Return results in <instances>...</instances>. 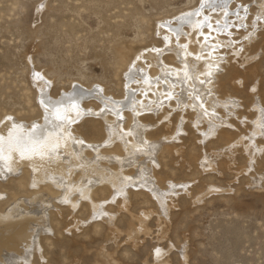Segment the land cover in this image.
<instances>
[{
  "label": "rangeland",
  "instance_id": "1",
  "mask_svg": "<svg viewBox=\"0 0 264 264\" xmlns=\"http://www.w3.org/2000/svg\"><path fill=\"white\" fill-rule=\"evenodd\" d=\"M201 1L0 0V123L8 118L15 124L21 122L19 124L27 128L42 123L44 108L42 110V103L41 106L39 104V94L43 82L50 97L55 99L61 98L64 92L82 89L81 107L87 114L74 122L72 130L88 144L84 148L85 156L88 159L95 156L92 150L95 148L98 163H101L97 164L100 171L113 174L122 171L127 178L134 177L135 167L127 160L122 162L127 156L122 140L108 136L105 124L116 121L119 112L123 115L124 127L129 130L134 123L135 109L126 107L113 111L101 103L96 91L106 100L121 102L127 98L126 77L130 67L137 71L135 79L140 81L142 78L139 76L149 78L147 71L152 75L156 72L154 65H163L170 70L182 69L166 46L168 36L165 31L169 25H175L180 14L195 6L198 8ZM243 1L252 2L232 0L227 2L226 10L235 11ZM233 5L235 7L230 10ZM252 6L256 12L257 7ZM204 10L208 14L214 13L211 6ZM230 19L235 20L232 14ZM233 24L226 25L230 31H235ZM260 25L257 30L261 34L255 42L258 41L264 50V24L260 22ZM215 27L208 22L200 29L197 41L182 37L177 41L189 53H192L191 47H195L194 55L203 60L195 75L187 69L185 76V83L189 81L191 84L184 89L189 90L198 80L201 82L199 92L193 96L186 95L184 89L176 87L174 93L164 95L162 101L159 99V104L151 102L154 97L150 91L144 94L138 90L135 94L136 102L149 103V110L142 109L144 111L140 114L144 124H152L146 129L147 139L161 143L154 158L140 154L138 160L135 159L146 167L149 165L147 168L155 177L153 182L157 184L158 192L165 194L167 200L164 198L162 201L146 188L134 186L126 187L125 196H113L107 183H98L93 188V200H81L75 209L53 198L54 205L48 210L54 213V220L53 217L51 219L54 235L53 232L46 235L49 240L44 245V258L19 264H264V139L257 135L253 141L249 134L259 121V115L264 113V54L257 71L251 69V73H247L245 86H241L239 80L224 76L222 87L214 89L211 87L217 73L213 71L214 62L219 51H223L229 60L227 63L238 66L241 74L244 72V65L238 64L241 56L227 51V47L218 46L214 38L209 37ZM236 29L243 30L241 27ZM233 37L238 38V33ZM236 41L239 43L241 38ZM137 63L139 65L136 66ZM227 63L221 62L225 69L229 68ZM253 63L249 61L245 67ZM223 73L222 70L218 74ZM252 84H259V94ZM182 94L187 96V102L179 100ZM194 97L197 100L195 104L192 102ZM224 100L226 102H221ZM138 103L140 109L143 108ZM155 108L156 111L153 110ZM89 111L93 113L89 114ZM212 125H219L217 129L221 131L222 138H218L217 132L209 133ZM121 131L125 130L122 128ZM129 139L125 142L134 145L131 137ZM254 148L258 150L257 155L254 154L255 159L252 151V155L247 156ZM246 163L249 164L246 166ZM79 175L75 173L74 180ZM7 177L9 180L16 178L15 175ZM17 188L15 183L7 185V194L1 197L0 210H7L16 198H30L36 193L46 192L44 186L40 189L29 185ZM55 190L51 193L57 197L60 191ZM161 202H164L168 216L162 215ZM101 205L106 218L97 216ZM145 217L149 219L146 221ZM96 222L100 223L97 228L94 227ZM157 247L166 251L160 260H156Z\"/></svg>",
  "mask_w": 264,
  "mask_h": 264
},
{
  "label": "bare ground",
  "instance_id": "2",
  "mask_svg": "<svg viewBox=\"0 0 264 264\" xmlns=\"http://www.w3.org/2000/svg\"><path fill=\"white\" fill-rule=\"evenodd\" d=\"M231 1L232 0H206V2H205V0H202L199 4L200 6L198 8H196V6H195L191 9H188L184 13L180 14V16L177 18L175 25L174 24L169 25L166 28L165 33H166V36H168L165 39V41H167L166 46H168V49L174 54V55H172V59L174 60L177 58V60H178L177 64H179L180 66L182 65V67H183V68L181 67L182 69L176 68L175 70H170L169 68L167 69L166 67H163V65H162V67H159L158 65H154L153 67L157 68L156 72L152 75L149 73V71H147V73L149 74V78L139 76L138 78H140V79L142 78V81H140V80L135 79V77L137 75L136 74L137 71L135 69H133V67H130L131 69H129V71L127 73V77H126L127 78L126 80L128 83V85H127V88H128L127 98L121 102L117 101L118 103L117 102L114 103L115 100L113 102L106 100V98L99 91H96V92H98V98L101 100V103H104L105 106H108V107L110 106L112 108L111 110L114 109V110L121 111L122 108L125 109L126 107H128L129 109H135V112L133 113L134 114V123L130 128L128 127L129 130H126V127H124L123 119L121 120V117L123 115H121L120 113H119L120 114L119 116L118 115L116 116V121L114 120L111 123L109 121L110 124H105V126H106L105 131H106L108 136H114L115 139L119 138L120 140H122V143L124 144V148H125V152H124L125 156L127 155L125 160L122 162L126 163L125 161L127 160L128 164H131V165H133V167H135V173L136 174L134 177L127 178L126 177L127 174L126 175L123 174L122 171L121 172L119 171L120 172L119 174L117 173V171H116V174L115 173L114 174L109 173V172H106L104 170L100 171L99 170L100 165H97V164H101V163H98V156L96 155L97 151L95 150V148L94 149L92 148L93 152L95 153V156L91 157L90 159H88L86 157L87 154L85 153L84 148L86 146H88V144L86 142H84L83 140H81L82 137H79L78 132H73V130H72L74 122L78 121L81 117H83L84 115L87 114V112H85V111L83 112L84 109L82 110L83 107H81V99L83 98V94H84L81 91L82 89L79 90V88L76 87L78 89H74L69 93L64 92V94L62 93L61 98L55 99L56 97H54V98L50 97V94H48V91H47V88H46L44 82L42 83L43 86L40 88V94H39L40 95V97H39L40 98V103H39L40 106H41L42 100H44L46 102L49 100L59 101L63 105L61 107L60 111L61 112L66 111L67 114L69 115L70 119L68 121H66L62 125V127L58 130V135L52 136L50 138L53 143L58 144V148L55 151L51 152L49 155H46L44 157L34 156L31 159H21L18 153H12L9 159H7V160L0 159V179H1L0 180L1 181L0 182V201H1V197L5 196L7 194V192L5 190L7 188V185H10L11 183H15L16 188L18 187L17 189H20L24 186L27 187L28 185L32 186L34 189H36V188L40 189L41 186H44L46 189V192L38 193V194L36 193L33 196H31L30 198L23 197V199H19V200H17V198H16L15 203L12 206H10L7 210H0V264H19L20 262L28 263V262L33 261L36 258H39V259L44 258V252H43L44 245H45V242H47L49 240V238L46 235L49 232H50V234L53 232L52 235H54V230H53V228L51 229V227H52L51 219L53 217V220H54V213H51L48 210V208H50L51 206L54 205L53 204V200H54L53 198H55L56 201H58L59 203H66V204H68L69 208L71 207L72 209H75L76 206L78 207L79 201H81V200H85V201L87 200L88 201L89 200L91 202L93 200V197L91 200V195H92L93 191H95V190H93V188L98 183H104V184L107 183L108 185H110V187H111L110 189H112V190H110V192L113 191V196H118V195L125 196L126 195V187L127 186H134V187L146 188L147 190H149V192H151L153 195H155L158 199L160 198L162 201L164 198H166L165 194H163V193L161 194L158 192L157 187H156L157 184H154V182H153V178H155V177L153 174H151L150 169H148L149 165H147V167H148L147 168L144 164H142V162H138V161L136 162V159L138 158V156L140 154H144L145 156H150V157L154 158L153 156L156 153V151H158L161 143L160 142H151V141L149 142V140L147 139L148 136L146 134V129H148V127H151L152 124H150L151 122L144 124L142 121L143 118H140V114L143 113V111H144L142 109H148L147 107L149 106V103L145 102V104H144L142 101H141V103L136 102L137 99L135 100V94L138 90L144 91V94L146 92L150 91V92H152V95L154 97V100L151 99V102H154V104H159L158 100L159 99L164 100V97L166 96V94L171 95L172 93H174V89L176 87H180V89L186 88L185 86L188 87L187 84H191V83L189 81H187V84L185 83V76H187L186 75L187 69H190V71H191L190 73L192 75H195L196 71L198 69H201V66H200L201 64H199V63H201L203 60H201L198 56L194 55L195 52L197 51L195 47H191V52L193 53L192 54V53L187 52L185 49H183L184 47L180 43H178L177 41L180 40L179 39L180 37H182V39L187 38L188 41H190V40L197 41L196 38L201 33L200 29L202 28L203 25H207L208 22H210L214 26H216L213 29L214 33L213 34L211 33V35L209 37H211L212 39L214 38L213 40L217 42L218 46H221V47L224 46V48L227 47V51L230 50L231 52H233L234 55L241 56L240 57L241 61L238 62V64L244 65L243 66L244 72H243V74H241V71L239 70L238 66H233V65L227 63V62H229V60H227L224 57V54H222L223 51H219L216 54L217 60H216V62H214L216 64V66L214 67V70H213V71H216L217 73L213 77L214 81H213L211 87H213L214 89H216V88L220 89L223 85V83L221 82V79L224 78V76H229L230 79H233V80L234 79L239 80V82L241 83V86H245V84H246L245 80L248 79L247 73H251V69L254 71L256 69V71H257V68L259 67L261 58L263 57V54H264L263 46L262 45L259 46L258 41L255 42V38H257L261 34L257 30L258 28H261L260 22L264 24V0H251L252 1L251 3H250V1H243L242 5L237 7V9L235 11L233 10L235 5L231 6L230 10H233V12L226 10L227 2H231ZM246 3H247V6L245 5ZM230 4H228V5H230ZM252 5L257 7L258 10L256 12H255L256 8L253 7ZM207 6H211V8H213V10H214V13L208 14V12H206L204 10L205 8H207ZM195 13H199V15H196ZM225 13H227V15H225ZM248 13H252V15L251 14L248 15ZM230 14L233 15V18H235V20H232V19H230L231 21L229 20ZM231 22L234 23L233 25L236 28L241 27V29H243V30L238 31V29L235 28V31H234V29H231V31H230L228 29L229 27L226 25L228 23H231ZM163 32H164V30H163ZM236 33H238V38H241V41L239 43L236 41L238 38L233 37L234 34H236ZM262 33H264L263 28H262ZM209 41H211V40H209ZM176 44H178V45H176ZM214 46L216 47V45H214ZM204 47H205V45H204ZM206 49H207V47H206ZM249 49H252V50L249 51ZM198 50H201V49H198ZM150 53H149V55H150ZM221 55H223V56H221ZM202 56H203V54H202ZM207 58L209 59L208 56H207ZM223 61H225L229 65V68H227V69L224 68L225 65L221 64V62H223ZM249 61H254V63L251 66L245 67V64H248ZM138 63L136 64V66L139 65ZM153 64L154 63H152V65ZM220 70L221 71L223 70L224 73L218 74L221 72ZM198 75H196V76H198ZM201 77H203V76H201ZM253 78H255V77L253 76ZM42 79H40V80L42 81ZM195 79H196V77H195ZM206 79L208 80V78H206ZM145 81H147V82H145ZM200 83L201 82H199L198 80H195L194 85H192L193 87H195V89H192L193 87L189 88V90L184 89V93L185 94L189 93V94H191V96H193L195 93L200 91L199 90L201 87ZM258 83H260V81ZM233 84L235 86H237L235 83H233ZM252 85H254L253 86L254 90L257 92V94H259V90H260V88L258 87L259 84L258 85L252 84ZM47 86H48V84H47ZM181 91H179V92H181ZM88 92H90V91H88ZM92 92H95V91H92ZM92 92H91V94H92ZM239 92H241V91L239 90ZM86 94H87V92H85V95ZM185 94H184V96L182 94V97L179 98V100L181 99V102L186 101L185 99L187 98V96H186L187 94L186 95ZM93 95H96V94L93 93ZM231 98H233V96ZM236 98H238V97H236ZM192 100H193L192 101L193 104H195L196 103L195 101H197L196 97L192 98ZM144 101H146V99ZM231 101H233V100H231ZM73 102H74V104H73ZM221 102H226V101L224 100ZM137 103L141 104V107L143 106V108L140 109V107L137 105ZM237 103H239V102H237ZM223 104H222V106H223ZM259 105H261V104H259ZM42 106H43L42 110L44 108L43 121H42V123H38L37 125L40 126L39 131L42 132L44 135H47L48 132L53 127V123H50L48 120L45 119L47 111H46V108L43 104H42ZM225 106H226V103H225ZM231 106H232V104H231ZM253 106H254V104H253ZM253 106H252V108H254ZM153 110L156 111V108ZM91 112L92 111H89L88 113L90 114ZM258 112H260V111H258ZM11 117L12 116H10V118ZM260 117L262 119H260ZM145 118H149V117H145ZM236 119H237V117H236ZM239 119H238V121H239ZM256 120H258V118ZM12 121L13 120H10L8 118L5 121L0 123V135L7 137L8 131L10 129H12L13 125H16L18 127H22L23 133L25 135L31 129V128H27L25 125H24L25 127L20 125L19 123H21V122L15 124L16 122L13 123ZM107 121H108V119H107ZM131 123H132V121H131ZM155 124H154V126H155ZM218 126L212 125L211 128H209L210 129L209 133L217 132L218 136H219L218 138L220 139V138H222V135H221V131H219L217 129ZM122 128H123V131L125 130L124 132L121 131ZM235 129H237V128H235ZM157 130L161 131L159 129H157ZM157 130H156V132H157ZM249 131H250V129H249ZM249 134H250V137L253 141H254V137L257 135H259L258 137H261L262 139H264V113L259 115V121L257 122V124L254 125V127L249 132ZM130 137L132 139V142L134 141L133 142L134 145L132 143L125 142L127 139L129 141ZM255 139H256V137H255ZM248 140H249V138H248ZM81 141H83V143H81ZM152 141H154V140H152ZM110 142H113V141H110ZM251 143H252V141H251ZM165 145H166V143H165ZM124 148H123V150H124ZM136 150H140V151H136ZM231 150H233V148ZM206 151H208V150L206 149ZM234 151H235V149H234ZM251 151L253 152L252 153L253 158L255 159L256 156L254 157V154L256 153V155H257L258 150L255 148L253 150H250L249 151L250 154H248L247 156L250 157V155H252ZM221 153H223L222 150H221ZM225 153H227V152H225ZM230 153H232V151ZM259 153H261V151ZM5 155H7V153H5ZM92 155H94V154H92ZM122 156H124V155H122ZM156 156H158V155H156ZM241 156H243V155H241ZM108 157H110V156H108ZM232 157H233V155H232ZM215 158H216V156H215ZM245 158H247V157H245ZM235 159H234V161H235ZM213 160H214V158H213ZM134 161H135V163H134ZM232 161H233V159H232ZM247 164H249V163H246V166H247ZM120 166H122V164H120ZM218 166H219V163H218ZM123 168H124V166H123ZM245 168L247 169V167H245ZM112 169H113V167H112ZM213 170L215 171V169H213ZM153 171H155V169H153ZM218 171H219V169H218ZM77 172L80 175L78 176V178L76 180H74L75 177H73V175ZM200 172H201V170H200ZM206 174H208V173H206ZM12 175H15L16 178L9 180L10 178L8 179L7 176L11 177ZM257 178L254 177V181H257V180H255ZM252 179H253V177H252ZM260 179H262V178H260ZM250 181H252V183H253V180H250ZM250 181H249V183H250ZM192 182H194V180ZM258 184H260V183L258 182ZM255 185H256V187H259V185H257V183ZM185 186L186 185H184V187ZM252 187H253V185H252ZM55 189H59V191H60V192H58V193H60V195L57 197H54L55 195L53 193H51ZM130 189H128V190H130ZM250 189H251V186H250ZM143 192H145V190ZM206 195H209V194L206 193ZM184 196H186V195H184ZM96 197H97V195H96ZM167 198H166V200H167ZM196 198H197V196H196ZM108 199H109V196H108ZM119 199H121V198H119ZM161 203H162L161 204L162 205V207H161L162 208V215L163 214L167 215V211L165 208L166 206H164V202H161ZM165 203H166V201H165ZM23 204H25L27 208H25V206ZM87 205H89V203ZM87 207H90V206H87ZM159 209H160V207H159ZM105 212H107V211H105ZM146 214H145V216H146ZM114 215L115 214H113V216ZM97 216H101V217L104 216L106 218V216L102 210V205L99 206V212H98ZM163 218H165V217H163ZM145 219H146V217H145ZM148 219L149 218H147L146 221ZM96 220H98V219H96ZM105 220H107V219H105ZM143 220H144V218H143ZM99 226H100L99 222L94 223L95 228H97ZM106 226L108 227V225H106ZM141 230H142V228H141ZM157 249H159V254H157ZM164 251H163L162 247L156 248V251H155V253L157 254L156 260H160L163 257ZM155 257H156V255H155Z\"/></svg>",
  "mask_w": 264,
  "mask_h": 264
},
{
  "label": "snow or ice",
  "instance_id": "3",
  "mask_svg": "<svg viewBox=\"0 0 264 264\" xmlns=\"http://www.w3.org/2000/svg\"><path fill=\"white\" fill-rule=\"evenodd\" d=\"M195 14L199 15V13ZM41 103L47 111L45 119L53 123L51 130L47 135H44L39 131L40 126L33 124L29 132L25 135L22 127L13 125L12 129L8 131L7 137L0 135V159H9L12 153H18L21 159H31L34 156L44 157L58 148V144L53 143L50 138L58 135V130L70 117L66 111H60L63 105L59 101L49 100L46 102L42 100ZM117 115H120L119 112H117ZM157 254H159V249H157Z\"/></svg>",
  "mask_w": 264,
  "mask_h": 264
}]
</instances>
